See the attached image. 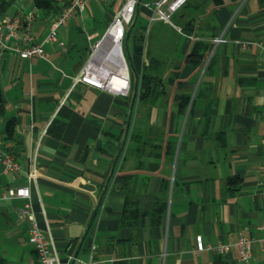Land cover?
Returning a JSON list of instances; mask_svg holds the SVG:
<instances>
[{"label": "crops", "instance_id": "1", "mask_svg": "<svg viewBox=\"0 0 264 264\" xmlns=\"http://www.w3.org/2000/svg\"><path fill=\"white\" fill-rule=\"evenodd\" d=\"M141 1L127 27L135 79L124 96L79 80L118 4L107 5L102 35L94 26L85 41L73 22L46 42L58 5L0 0V20L36 11L33 33L48 53L24 59L0 47V154L22 167L0 162L7 264L40 262L26 200L4 199V187L30 188L39 226L69 264H247L241 236L254 239L248 264H264V0H187L172 24L152 21L144 3L157 0ZM197 236L231 249L199 252Z\"/></svg>", "mask_w": 264, "mask_h": 264}, {"label": "built area", "instance_id": "2", "mask_svg": "<svg viewBox=\"0 0 264 264\" xmlns=\"http://www.w3.org/2000/svg\"><path fill=\"white\" fill-rule=\"evenodd\" d=\"M169 0H157L153 4L144 3V6L151 8L153 11L152 21L160 20L166 23L172 24V18L174 13L187 1V0H175L168 5L167 9H164V5ZM92 2L99 3L103 6L110 4H118L114 16L104 33L103 37L97 42L92 50V53L84 65L79 80L109 90L113 93L128 96L131 90L130 87V72L129 64L124 53V42L127 36V26L130 25L134 19L138 6L141 4V0H58V12L51 25L46 42L57 41V32L61 27L68 24L69 20L75 15H81L87 11ZM244 4V3H243ZM36 16V11L29 13L25 18L21 16H7L0 20V47L2 49H11L15 51L21 58L32 59L41 58L48 59V53L44 47L45 42H39L33 33V24ZM114 41L115 45L111 48L106 46L107 41ZM18 41L17 47L10 46L11 41ZM223 37H219L215 40L216 46L222 43ZM111 43V42H110ZM107 49L106 59H97L96 55L101 49ZM114 52L115 56H109ZM215 50L213 51V53ZM105 62L113 68L118 66H125L128 69L127 86L121 90H114L110 88L105 81H101L100 77H96L95 74L97 67L103 66ZM93 68V69H92ZM110 83V82H109ZM0 162L4 166L5 172H20L22 167L15 160L14 156L3 151L0 154ZM37 163L36 158L31 163V169L29 172V180L33 181L37 178ZM2 197L4 199L20 198L25 199L26 203L22 210V215L28 217L32 222V227L29 232V241L34 245L40 264H69L61 260L57 249L54 247L53 242L48 238L44 231L39 226L35 211L31 203V190L29 187L20 188H8L2 189ZM264 231V224L260 227ZM197 250L199 252L210 250L214 253L223 254L231 249V245L223 242H219L215 245L206 243L202 236L196 238ZM254 239L251 237L241 236L235 243L241 259L245 263H250L253 256ZM264 252V244H263Z\"/></svg>", "mask_w": 264, "mask_h": 264}, {"label": "rangeland", "instance_id": "3", "mask_svg": "<svg viewBox=\"0 0 264 264\" xmlns=\"http://www.w3.org/2000/svg\"><path fill=\"white\" fill-rule=\"evenodd\" d=\"M26 1V0H25ZM250 0H241V2H240V4H239V6H240V8L242 7H244L245 5H246V3L247 2H249ZM244 3V4H243ZM91 8H92V13L93 14H90V11L89 10H87L86 12H84L83 14H81V15H77V16H75L74 18H71L70 20H69V22H68V27H67V29H69V30H72V31H75V27H74V24H73V22H75V23H78V26H80L81 27V29H82V31H83V38L85 39V41H87V39H88V35L92 32V27L94 28V26L96 27V29L100 32V34L102 35V33L104 32V30H105V26H106V22H105V13L110 9V7L109 6H103V5H101V4H99V3H95V2H92V4H91ZM97 8H100V9H97ZM114 8V7H113ZM117 8L115 7V10H116ZM144 18V16H143V14H141V19H143ZM82 20H84V21H82ZM94 24V25H93ZM109 25V24H108ZM127 27H129V26H127ZM103 37V36H102ZM101 37V38H102ZM100 38V39H101ZM99 39V40H100ZM98 40V41H99ZM97 41V42H98ZM95 44H97V43H95ZM108 44V45H107ZM107 44H106V46H109V45H111V43H110V41H107ZM89 45L90 46H93V42H89ZM215 49H213L212 50V52L210 53V56H213V51H214ZM124 53H125V56L128 58V54H127V49H126V44H125V42H124ZM83 69V68H82ZM130 72V78L132 79V80H134L135 79V77H134V73L132 72V71H129ZM125 75H127V72H123ZM137 103H139V100H137V102H136V105H135V109H136V107H137Z\"/></svg>", "mask_w": 264, "mask_h": 264}, {"label": "bare ground", "instance_id": "4", "mask_svg": "<svg viewBox=\"0 0 264 264\" xmlns=\"http://www.w3.org/2000/svg\"><path fill=\"white\" fill-rule=\"evenodd\" d=\"M110 42H111L110 47L112 48L115 45V43L114 41H112V39L110 40ZM108 52L109 51L107 49H104V48L101 49L96 55L97 59L100 58L102 60H105ZM108 55L115 56L114 52ZM96 71L98 73L95 74V76L100 77V80L102 82L105 81V83L108 84L110 88L116 91L121 90L122 88H125L127 86L128 78L124 75L123 72H128V69L123 65L113 68L112 66H109L105 62L103 66L97 67Z\"/></svg>", "mask_w": 264, "mask_h": 264}, {"label": "trees", "instance_id": "5", "mask_svg": "<svg viewBox=\"0 0 264 264\" xmlns=\"http://www.w3.org/2000/svg\"><path fill=\"white\" fill-rule=\"evenodd\" d=\"M35 1V5L41 9V10H45V11H51L55 8L56 5H58V0H34ZM6 4H9V3H4L2 4V6H6ZM58 7V6H57ZM128 31V34H129V30ZM127 37V36H126ZM194 57H196V54H191L188 56L187 58V61H193L194 62ZM150 86V83L148 82V77L145 75L143 78H141L139 80V89H138V94L140 96H143L144 94V89L146 87H149ZM2 100V94H1V88H0V102ZM0 264H7V262L0 257Z\"/></svg>", "mask_w": 264, "mask_h": 264}]
</instances>
